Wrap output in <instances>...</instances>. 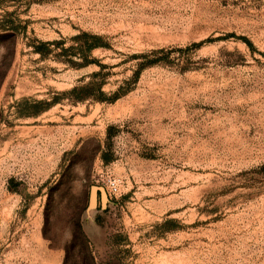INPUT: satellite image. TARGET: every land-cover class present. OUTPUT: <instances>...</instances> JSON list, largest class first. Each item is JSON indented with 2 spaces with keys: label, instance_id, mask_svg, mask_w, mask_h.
I'll list each match as a JSON object with an SVG mask.
<instances>
[{
  "label": "rangeland",
  "instance_id": "rangeland-1",
  "mask_svg": "<svg viewBox=\"0 0 264 264\" xmlns=\"http://www.w3.org/2000/svg\"><path fill=\"white\" fill-rule=\"evenodd\" d=\"M5 11L27 30L0 86V264H264V0H11ZM81 32L103 38L89 55L103 69L30 45L77 46ZM99 71L107 96L128 91L63 94ZM92 185L104 207L98 193L89 209Z\"/></svg>",
  "mask_w": 264,
  "mask_h": 264
},
{
  "label": "trees",
  "instance_id": "trees-1",
  "mask_svg": "<svg viewBox=\"0 0 264 264\" xmlns=\"http://www.w3.org/2000/svg\"><path fill=\"white\" fill-rule=\"evenodd\" d=\"M6 1L11 0H0V7ZM13 13L5 11V13L0 14V49H2V60L0 61V86L11 68L16 55H17V45H18V37L21 34H26L27 25L22 24V20L19 18H13ZM74 39L79 43L77 46H69L65 47L64 40H53V41H42L36 40L33 41V44H30L33 48V52L41 55L42 58H48L49 56H54L57 59H61V57H67L65 61H67L71 65H90L97 63L101 69L105 66L104 64H100L97 60L89 57L90 53L99 47H104L106 44L103 42V38L100 35L92 34L89 32H81L77 34ZM83 41V42H82ZM81 42V43H80ZM71 55L79 57L77 60L71 58ZM84 60L83 62H79V60ZM156 59H149L147 62L141 63V67L146 65H152L156 62ZM141 70V69H140ZM140 70L136 72V77L138 76ZM101 75V71L93 72L91 74L92 80L82 84L80 86H75L71 90L64 92V95H68L70 100L74 103L84 102L88 99H93L101 102H114L116 101L123 93L128 90L122 89L120 87L116 92L112 95L107 96V94L103 91V82H98L95 80L97 76ZM57 99V98H56ZM39 103H43L50 106L51 102L40 101ZM105 161H108L106 152L102 155ZM71 168V165H68L66 169L61 174V177L56 181V183L50 187V195L54 192L55 189L58 188L63 182V178L65 177L68 170ZM76 235L78 239V246L84 253L89 257L92 263H95V258L92 255V251L90 249L89 240L87 239L80 220H78ZM74 233V234H75ZM44 235L46 236V230L44 229ZM80 238V240H79ZM76 243L75 240L72 239L69 244L65 246V260L68 259V256L71 254L72 250L75 248Z\"/></svg>",
  "mask_w": 264,
  "mask_h": 264
},
{
  "label": "water",
  "instance_id": "water-1",
  "mask_svg": "<svg viewBox=\"0 0 264 264\" xmlns=\"http://www.w3.org/2000/svg\"><path fill=\"white\" fill-rule=\"evenodd\" d=\"M98 193L101 196L103 207L106 205L107 200H108V196H107V193L105 191V188L101 187V186H97V185H92L91 186V200H90V204H89V209L95 207Z\"/></svg>",
  "mask_w": 264,
  "mask_h": 264
},
{
  "label": "built area",
  "instance_id": "built-area-1",
  "mask_svg": "<svg viewBox=\"0 0 264 264\" xmlns=\"http://www.w3.org/2000/svg\"><path fill=\"white\" fill-rule=\"evenodd\" d=\"M109 193L112 195H117L120 192V184L117 179H112L108 184Z\"/></svg>",
  "mask_w": 264,
  "mask_h": 264
}]
</instances>
